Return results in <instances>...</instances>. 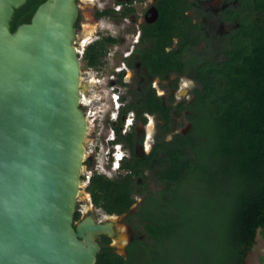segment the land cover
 I'll return each instance as SVG.
<instances>
[{
  "label": "flooded vegetation",
  "instance_id": "flooded-vegetation-1",
  "mask_svg": "<svg viewBox=\"0 0 264 264\" xmlns=\"http://www.w3.org/2000/svg\"><path fill=\"white\" fill-rule=\"evenodd\" d=\"M77 3L80 106L88 126L82 180L90 172L92 176L105 175L99 173V163L111 174L105 175L108 178H133L135 202L127 213L115 216L122 218L129 230L124 250L117 248L119 230L113 219V237L103 234L97 241L100 252L107 249L129 259L128 264H137L144 248L154 247V242L147 240L149 235L139 232V224L158 212L153 203H165L177 191L178 185L171 188L160 179L171 159L168 149L181 148L183 138L190 144L195 140L191 132L196 92L201 88L198 67L205 61L223 59L231 34L240 27L236 17L246 14L245 0ZM169 11L173 21L170 33ZM89 30L93 35L87 38ZM169 142L174 143L169 146ZM90 181L84 182L87 190ZM87 202L86 207L77 204L80 216L76 220L94 214L98 222H110L103 210V219H98L99 208L90 192Z\"/></svg>",
  "mask_w": 264,
  "mask_h": 264
},
{
  "label": "water",
  "instance_id": "water-1",
  "mask_svg": "<svg viewBox=\"0 0 264 264\" xmlns=\"http://www.w3.org/2000/svg\"><path fill=\"white\" fill-rule=\"evenodd\" d=\"M27 1L0 0V264H95L116 214L75 219L88 130L79 6L45 0L13 31Z\"/></svg>",
  "mask_w": 264,
  "mask_h": 264
},
{
  "label": "trees",
  "instance_id": "trees-1",
  "mask_svg": "<svg viewBox=\"0 0 264 264\" xmlns=\"http://www.w3.org/2000/svg\"><path fill=\"white\" fill-rule=\"evenodd\" d=\"M43 1L28 0L17 9L12 30L29 22ZM245 8L246 14L236 17L240 27L231 34L223 59L198 67L201 88L191 132L195 140L190 144L183 138L181 148L168 149L171 159L160 177L169 187L189 173L198 174L213 188V197L199 207L204 213L195 225L193 241L201 255L174 257L163 252L165 241L190 221H167L163 203H157L158 212L142 220L154 247L144 248L137 264H245L258 233L264 238V0H245ZM167 23L170 33V11ZM134 185L131 176L111 179L95 174L88 191L96 207L107 214H124L135 202ZM79 216L76 211L75 219ZM128 262L103 249L95 264Z\"/></svg>",
  "mask_w": 264,
  "mask_h": 264
},
{
  "label": "rangeland",
  "instance_id": "rangeland-1",
  "mask_svg": "<svg viewBox=\"0 0 264 264\" xmlns=\"http://www.w3.org/2000/svg\"><path fill=\"white\" fill-rule=\"evenodd\" d=\"M85 15L89 17L87 10H85ZM201 178L202 177L198 174L189 173L179 184L170 185L169 187L171 188L178 185L177 191L170 195L168 200L163 203L164 218L167 221L171 219V221L173 220L174 223L179 225L187 220L190 221V224H187L185 227L181 225V228L177 229L164 243L163 252L174 255V257L183 256L185 253L195 255L196 257H200L201 255L200 252L195 249L193 241L196 230V220L198 221V218L202 217V210L199 208L201 207V203L206 199H210L214 192L213 188H209L208 185H205ZM156 185L157 188L163 187V184ZM81 189L84 191V194L80 197L78 203L80 202V204L86 207L88 206L87 198L89 192L84 184ZM153 204L157 206L160 203ZM97 213L98 219H103L104 212L102 209H97ZM202 213L204 212L202 211ZM113 221L119 230V237L116 240H119L120 243L117 244V248L119 251H123L124 242L129 238V230L122 218H114ZM138 229L139 232L144 231L142 223L139 224ZM147 240L153 241L149 238H147ZM245 264H264V238L261 233H258L255 245L247 254Z\"/></svg>",
  "mask_w": 264,
  "mask_h": 264
},
{
  "label": "built area",
  "instance_id": "built-area-1",
  "mask_svg": "<svg viewBox=\"0 0 264 264\" xmlns=\"http://www.w3.org/2000/svg\"><path fill=\"white\" fill-rule=\"evenodd\" d=\"M118 167H119V166H116L115 171L118 170ZM99 173H103V174H105V175H111V174H109V172L105 169V167L103 166L102 163H99ZM91 177H92V173L90 172V173H88V174L86 175V178L83 179L82 181L88 183V182L90 181Z\"/></svg>",
  "mask_w": 264,
  "mask_h": 264
},
{
  "label": "bare ground",
  "instance_id": "bare-ground-1",
  "mask_svg": "<svg viewBox=\"0 0 264 264\" xmlns=\"http://www.w3.org/2000/svg\"><path fill=\"white\" fill-rule=\"evenodd\" d=\"M91 34L93 35L92 30H89L88 33H86V37H87V38L91 37V36H90ZM88 36H89V37H88ZM86 37H85V38H86ZM85 41H86V39L82 42V44H84ZM81 184L83 185L84 182L82 181ZM88 206H89V205H88Z\"/></svg>",
  "mask_w": 264,
  "mask_h": 264
}]
</instances>
